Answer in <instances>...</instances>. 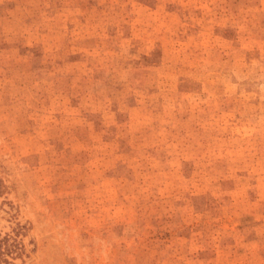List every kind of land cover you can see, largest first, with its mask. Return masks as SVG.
I'll use <instances>...</instances> for the list:
<instances>
[{"label":"rangeland","instance_id":"1","mask_svg":"<svg viewBox=\"0 0 264 264\" xmlns=\"http://www.w3.org/2000/svg\"><path fill=\"white\" fill-rule=\"evenodd\" d=\"M0 264H264V0H0Z\"/></svg>","mask_w":264,"mask_h":264},{"label":"trees","instance_id":"2","mask_svg":"<svg viewBox=\"0 0 264 264\" xmlns=\"http://www.w3.org/2000/svg\"><path fill=\"white\" fill-rule=\"evenodd\" d=\"M9 241V236L2 237L0 235V261L7 263H9V261L6 259V257L9 256V254H11L13 251L12 245Z\"/></svg>","mask_w":264,"mask_h":264}]
</instances>
